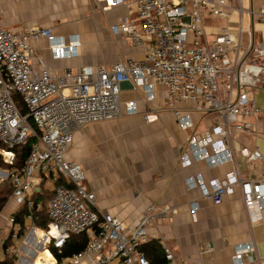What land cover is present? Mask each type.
Returning a JSON list of instances; mask_svg holds the SVG:
<instances>
[{"label": "built area", "instance_id": "built-area-1", "mask_svg": "<svg viewBox=\"0 0 264 264\" xmlns=\"http://www.w3.org/2000/svg\"><path fill=\"white\" fill-rule=\"evenodd\" d=\"M95 1L102 3V10L127 4V0ZM132 1L128 14L111 30L133 46L142 47L141 60L125 59L95 68L81 66L75 72L65 68L57 75L46 68L35 71L31 66L32 40L46 38L52 58L63 59L78 55V34L65 38L43 26L22 32L0 26V184L9 179L11 185L4 205L10 209L0 226V258L13 255L19 264H31L38 250L47 249L54 264H150L141 246L154 241L146 227L156 205L147 204L138 224L127 232L119 217L96 210L95 194L84 185L81 165L65 157L75 130L88 123L138 113L136 100L121 102L122 81H129L140 91L147 107L155 99V87L165 89L163 107L173 113L181 130L191 131L179 151L181 169L195 162L214 167L232 161L235 135L260 133L262 110L254 92L264 88V40L244 47L228 26L212 37L206 30V18L230 17L229 0ZM186 102L194 103L201 114H216L210 128L194 129L191 112L179 106ZM157 111L148 108L146 120L156 119ZM30 137L34 141L24 164L20 168L4 166L13 164V148ZM239 153L248 161L262 157L258 149L245 146ZM59 177L64 181L56 182ZM185 184L200 188L215 205L238 187L248 212H256L257 218L264 210V172L249 180L241 178L234 168L209 181L196 172L186 176ZM37 188L52 193L46 202L48 221L44 228L37 226L43 210V201L36 198ZM197 209L198 203L191 202L193 220ZM37 230L44 236L35 239ZM82 232L89 237L85 247L58 261L51 250L61 252L71 235ZM19 240L20 247L13 244ZM159 244L163 264H200L198 259L174 253L162 240ZM254 251L252 242L236 244L232 264H255Z\"/></svg>", "mask_w": 264, "mask_h": 264}, {"label": "crops", "instance_id": "crops-1", "mask_svg": "<svg viewBox=\"0 0 264 264\" xmlns=\"http://www.w3.org/2000/svg\"><path fill=\"white\" fill-rule=\"evenodd\" d=\"M229 4L228 19L206 18L209 37L228 26L244 47L251 41L256 44L264 40V14L260 13L264 10V0H229ZM101 5L95 0H0V26L11 32L43 26L65 38L78 34V55L63 59L52 58L46 38L32 40L31 66L35 71L46 68L57 75L65 68L75 72L81 66L95 68L144 58L142 47L133 46L126 37L111 30L112 25L128 14L133 1L127 0V4L107 10H102ZM256 90L254 98L262 110L261 131L256 135L236 134L232 144L234 158L224 164L209 167L204 162H195L184 169L179 167V151L191 131L181 130L173 113L163 107L165 89L160 85L155 87V99L148 107L140 91L121 89V102L136 100L138 113L88 123L75 130L65 157L81 165L84 185L95 194L96 210L119 217L125 222L127 232L138 224L145 206L151 202L156 209L146 230L154 236V241H164L179 256L198 259L200 264H232L234 246L252 242L255 264H264V210L257 218L256 212H248L238 187L221 204L215 205L202 195L200 188H187L185 184L186 176L196 172L206 181L222 177L234 168L241 178L249 180L259 178L264 172V88L259 94ZM179 106L191 112L195 130H206L217 119L215 113L197 112L192 102ZM148 108L158 109L156 119L146 120ZM243 146L258 149L262 157L246 160L239 153ZM62 181L59 177L56 182ZM37 192L41 193L40 189ZM193 201L198 203L195 220L189 212ZM165 207L170 210L164 211ZM40 254L46 258L37 252L33 264Z\"/></svg>", "mask_w": 264, "mask_h": 264}, {"label": "trees", "instance_id": "trees-1", "mask_svg": "<svg viewBox=\"0 0 264 264\" xmlns=\"http://www.w3.org/2000/svg\"><path fill=\"white\" fill-rule=\"evenodd\" d=\"M18 104H19V108L21 109V111L25 113L24 106L20 102H18ZM33 141H34V138L30 137L25 141V143L15 146L13 148V151L15 153L13 164L4 165V166H7L9 168H20L24 164L29 154V150H30V147ZM0 166H1V163H0ZM10 192H11V185L8 179L0 184V211L4 207L7 201V197ZM50 196H51V192H44L43 190L41 193H36V198L43 200V210L41 212L40 219L37 221V226L39 228H44L48 221L46 202ZM88 239L89 237L86 232H82L76 235H71L70 238L64 244L61 252H58L57 250L52 249L51 250L52 254L55 256V258L58 261H60L62 258L71 256L72 254L82 250L87 244ZM141 250L147 256L150 264H163L164 263V252H163L161 245L157 241L143 244L141 246ZM0 264H17V258L13 255L5 254L1 256Z\"/></svg>", "mask_w": 264, "mask_h": 264}, {"label": "bare ground", "instance_id": "bare-ground-1", "mask_svg": "<svg viewBox=\"0 0 264 264\" xmlns=\"http://www.w3.org/2000/svg\"><path fill=\"white\" fill-rule=\"evenodd\" d=\"M35 239L36 238H41L44 236L43 232H41V230H37L35 233ZM38 252H42L46 258L42 257L41 254L38 256L37 259H35V264H54V258L53 256L49 253V251L47 249H40L38 250ZM45 252H48V255L45 254Z\"/></svg>", "mask_w": 264, "mask_h": 264}, {"label": "rangeland", "instance_id": "rangeland-1", "mask_svg": "<svg viewBox=\"0 0 264 264\" xmlns=\"http://www.w3.org/2000/svg\"><path fill=\"white\" fill-rule=\"evenodd\" d=\"M259 90V91H258ZM260 91H261V89H257L256 90V92L259 94L260 93ZM263 91V90H262ZM21 106V105H20ZM21 110V109H20ZM10 206L8 205V206H4V208H3V210H2V212H1V214H0V223H1V221L3 220V217H4V215H6L8 212H9V208ZM2 236L4 237V236H6V232H5V229H2ZM14 245H16V246H21V244H22V242H21V240H19V241H14V243H13ZM46 254V253H45ZM21 255H23L22 253L21 254H19V256H21ZM16 258H17V264H19V260H18V257L17 256H15ZM31 260H32V263L31 264H33V261H34V258L32 257L31 258Z\"/></svg>", "mask_w": 264, "mask_h": 264}, {"label": "water", "instance_id": "water-1", "mask_svg": "<svg viewBox=\"0 0 264 264\" xmlns=\"http://www.w3.org/2000/svg\"><path fill=\"white\" fill-rule=\"evenodd\" d=\"M120 89H125V88H133L132 84L129 81H122L119 84ZM34 183L37 184V179H33ZM39 191V188L36 189Z\"/></svg>", "mask_w": 264, "mask_h": 264}]
</instances>
